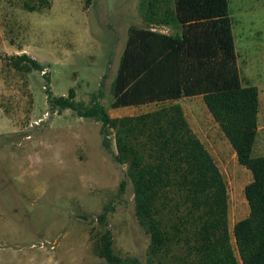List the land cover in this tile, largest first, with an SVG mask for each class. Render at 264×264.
Returning <instances> with one entry per match:
<instances>
[{"label":"rangeland","instance_id":"1","mask_svg":"<svg viewBox=\"0 0 264 264\" xmlns=\"http://www.w3.org/2000/svg\"><path fill=\"white\" fill-rule=\"evenodd\" d=\"M47 1L51 8L29 11L25 3L39 7L41 0H0V264H107L97 253L104 232L97 217L107 205L115 254L147 264L150 237L136 216L127 167L113 158L115 145L113 152L103 148L95 120L54 112L45 87L56 97L74 89L87 105L102 90L112 117L169 105L113 109L112 87L131 28L180 36L177 22L161 24L173 0ZM229 7L242 81L260 91L253 156L264 157V0H229ZM23 53L47 75L13 69L8 58ZM178 102L228 184L232 233L249 216L244 188L252 173L238 163L202 97ZM159 264L177 263L168 258Z\"/></svg>","mask_w":264,"mask_h":264},{"label":"trees","instance_id":"2","mask_svg":"<svg viewBox=\"0 0 264 264\" xmlns=\"http://www.w3.org/2000/svg\"><path fill=\"white\" fill-rule=\"evenodd\" d=\"M151 6H153L151 4ZM37 11L51 8L47 0ZM161 24L177 22L180 36L151 29H130L113 83V109L168 103L138 116L112 117L101 103L102 90L89 105L71 89L56 97L45 87L47 103L57 113L71 110L79 118L101 124L103 148L113 145L116 163L126 166L134 190L136 216L150 237L147 264L171 258L177 264H264V157H254L259 129V90L243 84L235 47L229 0H173ZM18 72L44 73L28 54L8 58ZM46 80L50 79L46 76ZM200 96L235 151L250 171L244 188L249 216L229 229L228 184L211 153L191 129L183 108L174 103ZM125 181L121 183V190ZM97 253L107 264H141L115 254L107 217Z\"/></svg>","mask_w":264,"mask_h":264},{"label":"crops","instance_id":"3","mask_svg":"<svg viewBox=\"0 0 264 264\" xmlns=\"http://www.w3.org/2000/svg\"><path fill=\"white\" fill-rule=\"evenodd\" d=\"M165 27V25H163ZM163 33L164 31H160V33ZM244 84V83H243ZM245 85V84H244ZM247 86V85H245ZM258 88V87H257ZM259 90V88H258ZM197 97H200V96H197ZM191 98H195V97H191ZM186 99V98H185ZM259 101H260V91H259ZM174 103H179L178 101L174 102ZM180 104V103H179ZM182 106V105H181ZM57 113V112H56ZM58 114V113H57ZM259 119H260V106H259ZM260 121V120H259ZM215 126H217L219 128V126L215 123ZM260 129V128H259ZM235 157H236V154H235Z\"/></svg>","mask_w":264,"mask_h":264}]
</instances>
